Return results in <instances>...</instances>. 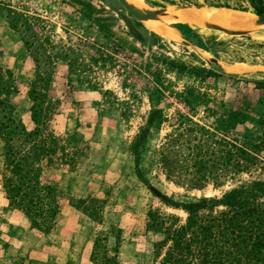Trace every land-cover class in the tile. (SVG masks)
Here are the masks:
<instances>
[{
    "label": "rangeland",
    "instance_id": "obj_1",
    "mask_svg": "<svg viewBox=\"0 0 264 264\" xmlns=\"http://www.w3.org/2000/svg\"><path fill=\"white\" fill-rule=\"evenodd\" d=\"M135 1L155 9L206 6L253 15L264 12V0ZM7 10L37 15L45 21L56 46L74 50V55L56 64L50 94L59 100L60 110L48 122V130L61 136L68 150H81L74 163L44 169L42 180L54 185L60 195V213L47 234L25 229L24 242L39 246L13 264L27 260L30 264H92L96 243L110 249L119 245L120 264H155L152 246L158 237L144 231L148 210L159 208L182 221L186 214L164 206L153 189L175 201L194 203L200 198H220L239 184L264 182V173L253 172L234 181L226 179L218 189L210 184L188 189L169 179L159 165V150L184 119L210 131L218 127L223 134L242 140L261 134L264 75L242 68H264V33L228 37L218 31L197 29L194 33L186 25L175 24L204 56L241 72L199 80L168 71L162 63L170 59L190 67L213 68L199 52L174 41L178 35L170 27L172 22L169 28L138 22L116 0H0V65L14 74L15 117L28 130L34 127L27 97L34 67L20 35L8 27ZM75 54L80 65L76 71L69 65ZM193 89L203 97L192 96ZM155 110L162 115L161 124L150 128L139 154L134 155L133 143ZM1 169L0 157V244H8L1 236L15 234L13 224L4 228L2 224H8L11 215L6 217V211L14 208L5 205ZM76 235L83 244L72 242ZM70 242L73 250L67 245ZM66 250L74 257L62 263Z\"/></svg>",
    "mask_w": 264,
    "mask_h": 264
},
{
    "label": "trees",
    "instance_id": "obj_2",
    "mask_svg": "<svg viewBox=\"0 0 264 264\" xmlns=\"http://www.w3.org/2000/svg\"><path fill=\"white\" fill-rule=\"evenodd\" d=\"M263 13L257 11L256 15ZM6 19L10 30L20 35L33 63L34 78L27 97L34 127L28 130L16 119V107L11 99L18 92L17 81L10 69L0 65L2 190L9 206L27 218L32 230L47 234L60 213V195L54 185L42 180L44 169L74 163L81 153L76 147L68 150L63 138L48 130V122L60 110L59 100L50 94L56 64L75 52L69 47L56 46L45 21L37 15L7 10ZM133 37L136 38L134 34ZM162 63L168 71L199 80L221 76L214 68L190 67L170 59ZM69 65L72 70H80L77 54L69 60ZM194 94L198 99L203 97L193 89L191 95ZM161 121L159 111L151 112L146 128L131 148L134 155L139 154L150 128ZM260 125L259 136L242 140L236 135L223 134L218 127L210 131L184 119L159 150V165L169 179L188 189H202L209 184L218 189L225 185L226 179L234 181L243 174L264 173V120ZM138 166L137 161V172L141 175ZM153 193L164 206L186 214L182 221L159 208L148 210L144 231L158 237L152 246L155 264H264V182L239 184L220 198H200L194 203L175 201L154 189ZM72 199L68 200L70 206ZM119 248V245L110 249L94 244L92 264H120Z\"/></svg>",
    "mask_w": 264,
    "mask_h": 264
},
{
    "label": "water",
    "instance_id": "obj_3",
    "mask_svg": "<svg viewBox=\"0 0 264 264\" xmlns=\"http://www.w3.org/2000/svg\"><path fill=\"white\" fill-rule=\"evenodd\" d=\"M116 1L120 4V6L126 11V13L131 18H133L134 20L141 22V23H145L147 21L164 22L165 19H167V18L173 19V21H174V19H176L174 14H176L177 12H180L181 10H183L185 8L186 9H191V8H195V9H202V8H204V9H218L217 7H206V6H173V7H169V8L155 9V8L147 7L145 4L140 5V6H136L132 3H130L128 0H116ZM255 17L256 18L253 21L254 28L249 29V30L248 29L247 30H245V29H243V30H231V29H226V28H223V27H220L218 25L211 24V23H204L203 27L207 31H213V32L218 31V33L222 32L223 35L228 36V37H252L255 33L262 32V30L259 28L264 25V16L255 15ZM175 24L184 25L182 23L175 22V23H173V25L170 26L173 30H175L177 32V35H178V38L175 39L174 41L182 44L183 46L190 47V48L194 49L195 51L199 52L200 56L203 59H205V61L208 62V64H210L211 67H213L216 72H218L220 74H240L241 73L239 70H235V69L227 68V67L223 66L213 56H209V55L204 56L203 53L201 52L202 50L199 49V47L194 42H192V41H190V40H188L182 36L180 31L176 27H174ZM192 31H194V30H192ZM194 33H198V32L194 31ZM242 69H243V71H246V72H252L255 74L264 75V68L263 69H257L255 67L244 66Z\"/></svg>",
    "mask_w": 264,
    "mask_h": 264
},
{
    "label": "bare ground",
    "instance_id": "obj_4",
    "mask_svg": "<svg viewBox=\"0 0 264 264\" xmlns=\"http://www.w3.org/2000/svg\"><path fill=\"white\" fill-rule=\"evenodd\" d=\"M128 1L136 6L141 5L137 3L135 0H128ZM174 16L176 17L174 21L173 19L167 18L165 19L164 22L147 21L145 22V24H149L151 27L154 28H156V26L169 28L168 25L170 22L172 23L178 22L190 27L194 31H198L197 29L206 30L203 27L204 23H211L231 30H243V29L249 30L254 28L253 21L256 18L255 15L246 12H238V11L225 10V9H204V8L202 9L185 8L180 12L174 14ZM193 27H195L196 29ZM259 29L262 30V32L259 33H264V25ZM259 33H255V34H259Z\"/></svg>",
    "mask_w": 264,
    "mask_h": 264
},
{
    "label": "crops",
    "instance_id": "obj_5",
    "mask_svg": "<svg viewBox=\"0 0 264 264\" xmlns=\"http://www.w3.org/2000/svg\"><path fill=\"white\" fill-rule=\"evenodd\" d=\"M4 193V192H3ZM5 195V194H4ZM6 198V197H5ZM5 205L8 207V200L5 199ZM4 205V204H3ZM9 208V207H8ZM7 216L11 215V218L8 219V224L3 222V228L8 227L11 223L12 228L15 231V234L12 235H4L2 234V238H6L5 242H9L8 244H0V264H13L16 258L18 257H23L26 256L27 254H30L33 252V249H35L39 244H26L24 242L25 239H27L28 236H26V231L27 233H33V230H31V227L29 225V222L27 218L22 215L19 211L17 210H7ZM11 227V226H10ZM32 237V236H29ZM31 238H28L30 240ZM71 240V239H70ZM74 244H83L80 241V236L76 235L75 240L72 241ZM70 248L73 250V246L71 245V242L67 244ZM88 253V252H87ZM65 254V255H64ZM63 254V261L62 263H65L66 261H70L74 255L72 256L70 252L68 253V250H66ZM65 260V261H64ZM23 264V263H22ZM25 264H30L29 261Z\"/></svg>",
    "mask_w": 264,
    "mask_h": 264
}]
</instances>
